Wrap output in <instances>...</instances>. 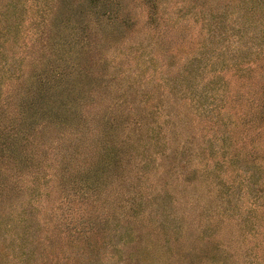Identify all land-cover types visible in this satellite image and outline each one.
<instances>
[{
    "label": "rangeland",
    "instance_id": "1",
    "mask_svg": "<svg viewBox=\"0 0 264 264\" xmlns=\"http://www.w3.org/2000/svg\"><path fill=\"white\" fill-rule=\"evenodd\" d=\"M0 264H264V0H0Z\"/></svg>",
    "mask_w": 264,
    "mask_h": 264
}]
</instances>
